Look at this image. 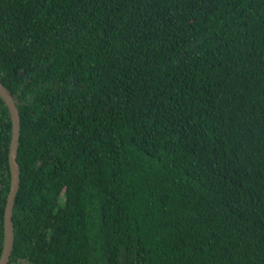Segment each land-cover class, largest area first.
Listing matches in <instances>:
<instances>
[{
    "label": "trees",
    "instance_id": "trees-1",
    "mask_svg": "<svg viewBox=\"0 0 264 264\" xmlns=\"http://www.w3.org/2000/svg\"><path fill=\"white\" fill-rule=\"evenodd\" d=\"M0 83L7 264H264V0H0Z\"/></svg>",
    "mask_w": 264,
    "mask_h": 264
},
{
    "label": "water",
    "instance_id": "water-1",
    "mask_svg": "<svg viewBox=\"0 0 264 264\" xmlns=\"http://www.w3.org/2000/svg\"><path fill=\"white\" fill-rule=\"evenodd\" d=\"M0 97L8 109L11 120V139L8 149V167L10 172L9 190L6 196L3 215V245L0 255V264H7L13 244V226L11 209L18 189L19 167L16 162V147L19 136V116L10 92L0 83Z\"/></svg>",
    "mask_w": 264,
    "mask_h": 264
}]
</instances>
